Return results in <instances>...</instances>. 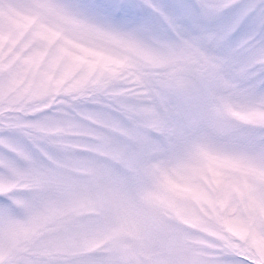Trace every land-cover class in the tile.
<instances>
[{
  "label": "snow or ice",
  "instance_id": "1",
  "mask_svg": "<svg viewBox=\"0 0 264 264\" xmlns=\"http://www.w3.org/2000/svg\"><path fill=\"white\" fill-rule=\"evenodd\" d=\"M0 264H264V0H0Z\"/></svg>",
  "mask_w": 264,
  "mask_h": 264
}]
</instances>
